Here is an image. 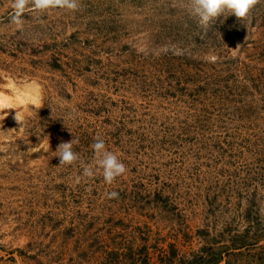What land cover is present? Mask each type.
<instances>
[{
	"label": "rangeland",
	"instance_id": "rangeland-1",
	"mask_svg": "<svg viewBox=\"0 0 264 264\" xmlns=\"http://www.w3.org/2000/svg\"><path fill=\"white\" fill-rule=\"evenodd\" d=\"M12 3L0 92L35 81L43 106L0 121V264H264V0L206 29L190 0L29 6L22 30ZM96 137L126 167L111 185Z\"/></svg>",
	"mask_w": 264,
	"mask_h": 264
},
{
	"label": "clouds",
	"instance_id": "clouds-1",
	"mask_svg": "<svg viewBox=\"0 0 264 264\" xmlns=\"http://www.w3.org/2000/svg\"><path fill=\"white\" fill-rule=\"evenodd\" d=\"M260 3V0H190V11L198 18V22L203 28H207L213 21L225 13L234 15L239 21L247 20L251 10ZM35 12H46L50 9H67L71 11L78 10L79 0H13L12 8L13 15L11 22L16 25L17 29H23L22 16L26 10ZM223 22V21H222ZM240 45L236 49H239ZM181 54V53H177ZM218 57L214 54H209L205 60L209 63H215ZM41 109L42 99L39 90V85L33 81L23 86L18 98L6 97L3 92H0V121H4L10 112L6 110H15L13 116L16 124L23 128L26 119L31 115V107ZM94 150L96 164L102 170L104 182L111 185L118 177H121L126 172L125 165L119 160L116 154L106 149L104 140L96 137L95 142L91 145ZM57 156L59 165H72L79 156L73 151V141L61 142L57 147ZM83 175L92 177L94 175L92 166H85ZM118 192L112 191L105 193L106 198H118Z\"/></svg>",
	"mask_w": 264,
	"mask_h": 264
},
{
	"label": "trees",
	"instance_id": "trees-1",
	"mask_svg": "<svg viewBox=\"0 0 264 264\" xmlns=\"http://www.w3.org/2000/svg\"><path fill=\"white\" fill-rule=\"evenodd\" d=\"M200 256V255H199ZM213 260V259H212ZM202 260H196V262L195 263H193V264H199L200 262H201ZM207 262H209V261H207ZM230 263V261H227V264H229ZM200 264H205V261H202Z\"/></svg>",
	"mask_w": 264,
	"mask_h": 264
},
{
	"label": "bare ground",
	"instance_id": "bare-ground-1",
	"mask_svg": "<svg viewBox=\"0 0 264 264\" xmlns=\"http://www.w3.org/2000/svg\"><path fill=\"white\" fill-rule=\"evenodd\" d=\"M4 94H5V93H4ZM5 96H6V97H10V98H11V96H8L7 94H5ZM16 98H18V96H17Z\"/></svg>",
	"mask_w": 264,
	"mask_h": 264
}]
</instances>
